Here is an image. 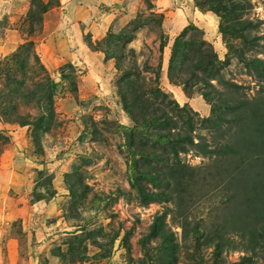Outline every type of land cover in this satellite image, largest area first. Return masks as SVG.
Listing matches in <instances>:
<instances>
[{"label": "rangeland", "instance_id": "rangeland-1", "mask_svg": "<svg viewBox=\"0 0 264 264\" xmlns=\"http://www.w3.org/2000/svg\"><path fill=\"white\" fill-rule=\"evenodd\" d=\"M173 1L72 0L65 31L59 0H0V264H264V0H227L217 14ZM175 8L187 18L175 22ZM176 37L191 53L170 68ZM31 49L47 97L45 81L26 85ZM203 55L240 86L190 79ZM121 94L145 121L144 98L179 130L188 120L193 144L175 155L147 139L177 129L137 131ZM210 105L234 106L220 129L202 120ZM224 144L234 152H203Z\"/></svg>", "mask_w": 264, "mask_h": 264}, {"label": "trees", "instance_id": "trees-1", "mask_svg": "<svg viewBox=\"0 0 264 264\" xmlns=\"http://www.w3.org/2000/svg\"><path fill=\"white\" fill-rule=\"evenodd\" d=\"M193 1H194L195 5L200 10L204 8L203 10L212 11L215 14H217L219 8L227 9V7H220V4L227 2V0H205L203 3L207 7H203V8H200L201 4L198 2V0H193ZM45 8L46 7L43 5V11L45 10ZM223 12H226V11L223 10ZM228 14L230 15V13H228V12L225 13V15L227 16V19H228ZM229 20L233 21L234 18H231ZM220 33H222V31ZM177 39H178L177 37L174 39L173 45L170 49V59H169V65H168L170 68L175 66L174 65V59L177 58V56H181L183 54V51H181V53H180L181 55L179 54V49H178L179 45H181L183 50H184V48L186 49L189 45V43H186V42L180 44V42ZM27 44L29 45V44H31V42L27 41L26 43H24V45H27ZM164 45H165L164 42H161L159 44L160 50L163 49ZM176 51H178L177 55L175 53ZM189 53H191V52L186 51V53H184L182 55V57L186 58L189 55ZM26 55H27V58L25 57V61H27L29 59V63L26 64L27 69L36 68V70H37L36 75L34 77H32L31 79L26 77V79H25L26 85H27V80H33L35 85H33V82H32V84L27 85V87H31V86H39L40 87L41 81H45L43 86H45L47 88V93L45 94V97H47V95L50 93V86H52V84L50 82V78L48 77V74L46 73V69L40 63L37 55L32 51V49ZM30 58H32V62L30 61ZM194 58H195V60L197 59L196 56ZM215 59H216L215 56H213V58L206 57L205 55L201 56L198 60H196L197 63H194L193 67L196 68V70L201 71L202 76L198 77L194 72H190L189 73L190 79H193L195 81H200L203 85H207V86H210L213 88H214V85L210 83V81H212V80H214V82L216 84H222L228 88H238L240 85H237L236 83H234L232 81L224 80L218 74L219 69L217 67H215V65H214ZM10 61H15V63H17V61H18L17 53H14L13 55H10V57H6L3 59L4 63H10ZM7 71H8V74H7L8 76L6 77L5 81H8L11 79V75H9V73L14 72V69H13V67L12 68L8 67ZM27 72H29V70ZM247 73H249V71H247ZM254 73L257 77L264 80V70L261 69L260 72L255 71ZM40 74H42V76ZM12 81H14V79ZM181 84L184 88L186 86V81L182 82ZM157 91L158 90L155 89V91H149V93L154 97ZM35 96L37 97V95L34 94L33 100L36 99ZM121 96H122V101H123L122 102L123 109L131 117V119L134 123V128H136L137 131H140V132L143 131L146 124L147 125L150 124V126H151L154 123H156L157 120H161L160 124L166 126L169 130L170 129L171 130L177 129V133H175V134H173L174 132L172 133L170 131L163 132V133H151V132H148L147 129H145V130H147V132H145L147 134V139L149 136H153V138L158 140V142L161 143L163 146H168L170 148V150L172 151V153L175 155H177L179 152H186L188 150L186 144H193L192 138L187 134V133L191 132V128L189 127V121L188 120H186L184 122V124L186 125V129H183V131H181L177 128L176 123H174L169 118L162 119V114H164L165 112L162 111V109L160 107H158V104L156 103V101L153 98H150V99L144 98L146 100L145 101V103H146L145 108H151L152 109V112L149 113L148 120L145 121V119H143L141 116V114L144 115V113L143 112L140 113L139 111L137 112V109H135V108H137V107H135L136 104H134V102L129 103L127 98L124 97V94H121ZM145 97H147V96L145 95ZM202 97L206 100V102H208V100L203 95H202ZM173 104H174L173 108L176 109L177 111H183L184 110L182 107H179L176 103H173ZM46 107H47V105H44V108H46ZM210 107H211L212 115L209 117H205L202 120L205 123L213 124L214 126H216V129H220L222 122L224 121L223 114L226 112V109L234 108V106L233 107L226 106V109H224L222 111H220L218 108L213 109L212 105H210ZM47 110H48V112H47L46 117L50 121L52 119V116H53V110H52L50 105H48ZM145 114H147V113H145ZM39 119H41V118H39ZM145 122H147V123H145ZM184 130H186V131H184ZM223 148L224 149L222 150L219 147H212L210 149H204L203 152L204 151H227V150H232V152H234V150L228 144H224Z\"/></svg>", "mask_w": 264, "mask_h": 264}, {"label": "crops", "instance_id": "crops-1", "mask_svg": "<svg viewBox=\"0 0 264 264\" xmlns=\"http://www.w3.org/2000/svg\"><path fill=\"white\" fill-rule=\"evenodd\" d=\"M70 1H72V0H59V2H60V6L58 7L59 9H61L62 10V15L64 16V20L65 21H63V23L60 25V28L62 27V25H63V27H62V29H64L65 31L67 30L66 29V21L68 20V19H71L72 18V10L74 9V7H72L71 5L73 4V2H70ZM122 1H124L125 2V0H99V3L100 4H107L108 6H112V5H115V4H121V2ZM164 1V4L166 5V3H168V5H166V9L168 10V8H169V6H170V4L172 5H174L175 3H174V1H173V3H172V0H163ZM188 2V4H187V11H189L188 9H189V3L191 2V0H186V3ZM72 3V4H71ZM75 4V3H74ZM160 6H162V5H160ZM158 7V6H157ZM113 9H115V10H117V7H113ZM120 9V8H119ZM166 9H164V11L166 10ZM160 10H163V9H160ZM186 10H184V9H181V8H175V11H172V12H170V14L171 15H169V16H172L173 18H174V20H176L175 22H177V21H179L181 18H183V19H186L187 17H186V14H187V11ZM74 11V10H73ZM178 11L180 12V14H177L178 13ZM195 13L196 12H198V11H194ZM193 12V10H191L190 11V13L192 14V15H195V13ZM169 14V13H168ZM80 19L81 20H83L82 18H84V16H86V15H84V14H80ZM90 20H91V18H90ZM174 22V21H173ZM173 23V24H171V28L172 29H175L176 28V23ZM66 26V27H65Z\"/></svg>", "mask_w": 264, "mask_h": 264}]
</instances>
